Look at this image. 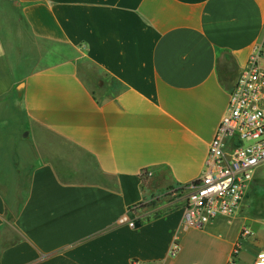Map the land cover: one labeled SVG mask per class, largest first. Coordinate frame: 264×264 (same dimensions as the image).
Segmentation results:
<instances>
[{
  "label": "crops",
  "instance_id": "1",
  "mask_svg": "<svg viewBox=\"0 0 264 264\" xmlns=\"http://www.w3.org/2000/svg\"><path fill=\"white\" fill-rule=\"evenodd\" d=\"M263 22L264 0H0V264H230L246 226L254 264L259 169L230 221L183 229L169 193L204 171Z\"/></svg>",
  "mask_w": 264,
  "mask_h": 264
},
{
  "label": "built area",
  "instance_id": "2",
  "mask_svg": "<svg viewBox=\"0 0 264 264\" xmlns=\"http://www.w3.org/2000/svg\"><path fill=\"white\" fill-rule=\"evenodd\" d=\"M263 165L264 22L262 38L230 92L228 110L209 145L204 171L196 180L169 193L173 197L186 196L183 229L203 228L219 218L232 220L255 180L257 169ZM142 177H152V173L144 171ZM156 200L154 197L148 204ZM139 207L132 208L131 212ZM136 222L130 219V227L136 228ZM253 235L250 227L242 229L230 264L237 263L243 243ZM178 242L176 237L169 251L171 257L179 251ZM254 264H264V252L257 255Z\"/></svg>",
  "mask_w": 264,
  "mask_h": 264
},
{
  "label": "rangeland",
  "instance_id": "3",
  "mask_svg": "<svg viewBox=\"0 0 264 264\" xmlns=\"http://www.w3.org/2000/svg\"><path fill=\"white\" fill-rule=\"evenodd\" d=\"M88 69L90 71H95V69L91 68L90 66H88ZM257 187H259L264 196V165L259 168V178Z\"/></svg>",
  "mask_w": 264,
  "mask_h": 264
},
{
  "label": "water",
  "instance_id": "4",
  "mask_svg": "<svg viewBox=\"0 0 264 264\" xmlns=\"http://www.w3.org/2000/svg\"><path fill=\"white\" fill-rule=\"evenodd\" d=\"M10 1H14V0H10ZM24 88H25V84H24V83H22V84H20V85L18 86V88H17V93H18V95H21V93H22V91L24 90Z\"/></svg>",
  "mask_w": 264,
  "mask_h": 264
},
{
  "label": "trees",
  "instance_id": "5",
  "mask_svg": "<svg viewBox=\"0 0 264 264\" xmlns=\"http://www.w3.org/2000/svg\"><path fill=\"white\" fill-rule=\"evenodd\" d=\"M19 107L22 108L21 103L19 102Z\"/></svg>",
  "mask_w": 264,
  "mask_h": 264
}]
</instances>
